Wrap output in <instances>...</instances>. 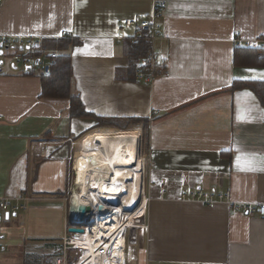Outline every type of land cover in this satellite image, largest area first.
I'll list each match as a JSON object with an SVG mask.
<instances>
[{"label":"crops","instance_id":"1","mask_svg":"<svg viewBox=\"0 0 264 264\" xmlns=\"http://www.w3.org/2000/svg\"><path fill=\"white\" fill-rule=\"evenodd\" d=\"M165 1L156 50L168 54L170 77L152 84L135 80L129 44L119 38L125 20L149 16L152 0L0 3V36L76 40L52 49L70 58L71 95L85 112L112 121L97 126L95 118L72 117L69 99L41 96V70L31 67L27 76L5 64L0 199L23 196L27 207L3 218L0 264H54L62 257L73 156L94 132L141 136L142 125L128 128L132 119L146 120L148 131L149 229L137 247L138 264H264V217L179 200L183 190L200 188L228 192L235 203L264 205V105L250 89L231 91L234 82L264 85L254 50L237 51L233 43L264 39V0ZM64 31L69 38L59 36Z\"/></svg>","mask_w":264,"mask_h":264},{"label":"built area","instance_id":"2","mask_svg":"<svg viewBox=\"0 0 264 264\" xmlns=\"http://www.w3.org/2000/svg\"><path fill=\"white\" fill-rule=\"evenodd\" d=\"M3 1L4 0H0V3ZM166 6L167 4L165 0H152V11L147 18L140 20L127 19L120 27L121 34L119 38L121 40H128L131 44H135L137 41L143 40L150 45L148 56L140 60L138 70L135 73L134 78L138 82L152 84L153 81L158 78L167 79L170 77L168 54L164 51L156 50V44L162 38L160 21L163 17ZM127 30H132V34L130 36L124 34ZM59 36L61 38H69V35L65 31ZM233 43L236 48H247L258 51L259 58L263 55L264 39L243 40L241 38H235ZM58 56L59 54L57 50L45 47L44 40L41 37L0 36V75L5 64L14 68L15 66H18L23 71L28 68L31 69V67H36L41 71H46L45 68H49V65L52 64ZM6 57H8V61L5 60ZM139 155L142 156L140 153V146ZM144 160L146 167V159L144 158ZM74 161L75 158L73 162ZM143 175V178L145 179V169ZM74 177L75 172L73 174V179ZM159 192L161 196L165 195V190L162 187L159 188ZM142 198L145 209L139 219V222L136 224L137 227L134 229L123 227L119 233L111 232L108 238L102 237L100 241H93L95 243V254L98 264H138V239L143 238L149 229L146 219V204L149 202V199L146 198L144 190L142 192ZM69 199L70 196L66 200ZM179 200L181 202H197L208 208H214L218 204H225L228 208L246 216L259 215L264 217V205L254 206L252 204L235 203L232 201L228 192L222 193L215 192L214 190L205 191L200 188L192 190L186 189L181 192ZM102 205L106 206L105 204ZM26 207V198L23 196L16 201L0 199V239L2 221L4 218L3 215L5 213H8L9 216L13 214L16 215L19 212L25 211ZM97 207L96 209H91V211L85 215L80 224L75 227L82 228L84 232L88 229H95L94 226L97 224V218L103 217L97 213ZM88 226L91 228H86ZM81 235L82 234L78 233H69L68 230H65V234L61 240L62 257L56 258L54 260V264L80 263L84 256L83 249L76 248V244L72 243L73 240L78 241ZM120 238L122 239V247L120 248L119 253L118 251H115V249L117 247V241ZM71 252H74L73 256L71 255Z\"/></svg>","mask_w":264,"mask_h":264},{"label":"bare ground","instance_id":"3","mask_svg":"<svg viewBox=\"0 0 264 264\" xmlns=\"http://www.w3.org/2000/svg\"><path fill=\"white\" fill-rule=\"evenodd\" d=\"M139 140V133L134 130L94 132L87 137L88 151L74 161L76 197L91 209L102 203L110 210L97 218L95 229H88L78 241L73 240L72 244L84 252L79 264H98L94 240L108 238L111 232L119 233L123 227H137L145 209L142 198L145 162L139 155ZM124 214L126 219L119 220ZM121 247L120 238L115 251L120 253Z\"/></svg>","mask_w":264,"mask_h":264},{"label":"trees","instance_id":"4","mask_svg":"<svg viewBox=\"0 0 264 264\" xmlns=\"http://www.w3.org/2000/svg\"><path fill=\"white\" fill-rule=\"evenodd\" d=\"M76 40L71 41H55V42H44L46 48L49 49H58L64 50L68 45L74 44ZM126 48V54L129 58V62L131 65V70L133 73V77L135 76L136 71L138 70V64L140 60L146 58L150 51V46L146 41L139 40L135 44H131L128 41ZM248 51L245 53H249V49H240L237 48V51ZM254 55L256 65L264 66V52L261 58H258V51L251 52ZM236 55V52L234 56ZM24 75L31 76L33 75L32 69H26L23 71ZM71 61L68 56L60 55L58 56L52 64L49 65L47 71H41L40 74V83H41V96L44 98H58V99H69L70 100V115L72 117L79 118H95L97 119V126H107L111 125L112 121L104 120L102 118H97L87 112L82 108V104L78 97H73L71 95ZM247 88L255 93L258 97L259 101L262 105H264V85L256 82H234L231 91L237 89ZM130 126L128 128H132L136 125L143 126V136L145 137V146L148 142V131L146 128V120L142 119H132L127 121ZM47 133L43 136L45 138ZM147 147V146H146ZM145 147V148H146Z\"/></svg>","mask_w":264,"mask_h":264},{"label":"water","instance_id":"5","mask_svg":"<svg viewBox=\"0 0 264 264\" xmlns=\"http://www.w3.org/2000/svg\"><path fill=\"white\" fill-rule=\"evenodd\" d=\"M47 69L48 67L45 68L46 71ZM75 191H76V184L74 183L72 184V187H71V191H70L71 196H70L69 207H68V220L70 223V228H68V232L82 234L84 230L82 228L75 227V226L80 224V222L83 220L85 215L90 212L91 208L89 205L82 204L79 201V199L76 197ZM108 211L109 209L102 204H99L97 207V213L99 215L104 216L108 213ZM12 216H15V215L13 214ZM4 217L7 220L9 218V214L5 213Z\"/></svg>","mask_w":264,"mask_h":264},{"label":"rangeland","instance_id":"6","mask_svg":"<svg viewBox=\"0 0 264 264\" xmlns=\"http://www.w3.org/2000/svg\"><path fill=\"white\" fill-rule=\"evenodd\" d=\"M150 46V45H149ZM5 60L6 61H8V57H6L5 58ZM4 68H8L6 65L4 66ZM135 77V76H134ZM139 138H140V141H139V146H140V153L142 154V157H146V146H145V137L143 136V132H142V135L141 136H139ZM87 139V136H86V138H84L82 141H83V143L81 142V145L79 146V148L81 149L80 150V152H78L79 154H78V156L80 155V154H85L87 151H88V149L90 148V145L85 141ZM75 144H76V142L74 143V146H75ZM75 150L73 149V152H74ZM75 155V154H74ZM73 159H74V156H73ZM73 159H72V163H73V165H74V162H73ZM146 159V158H145ZM147 169H148V163H147V161H146V167H145V172L147 171ZM144 176V175H143ZM144 179V178H143ZM73 181L75 180V177H74V179H72ZM71 180V181H72ZM72 181V182H73ZM145 185H146V183L144 182V187H145ZM144 193L146 194V191L144 190ZM70 196H71V193H70ZM124 206H126L125 204H123ZM132 214V212L130 213V215ZM126 215L124 214V215H122L120 218H119V220H121L122 221V219H126V217H125ZM136 222V220H134L133 221V223H135ZM4 223V222H3ZM8 223V222H7ZM7 223H5V224H7ZM4 224V225H5ZM134 225V224H133ZM139 240V242H138V245H139V243H141L142 242V239L141 238H139L138 239Z\"/></svg>","mask_w":264,"mask_h":264},{"label":"snow or ice","instance_id":"7","mask_svg":"<svg viewBox=\"0 0 264 264\" xmlns=\"http://www.w3.org/2000/svg\"><path fill=\"white\" fill-rule=\"evenodd\" d=\"M246 71H249V72H255L256 70L255 69H246ZM262 78H264V74H262ZM246 95H250V93H245ZM241 157H237V162L239 163Z\"/></svg>","mask_w":264,"mask_h":264}]
</instances>
